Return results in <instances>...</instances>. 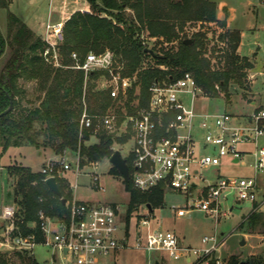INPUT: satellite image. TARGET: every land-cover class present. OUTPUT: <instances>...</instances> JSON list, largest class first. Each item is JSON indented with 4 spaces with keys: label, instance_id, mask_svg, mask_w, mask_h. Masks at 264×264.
<instances>
[{
    "label": "trees",
    "instance_id": "16d2710c",
    "mask_svg": "<svg viewBox=\"0 0 264 264\" xmlns=\"http://www.w3.org/2000/svg\"><path fill=\"white\" fill-rule=\"evenodd\" d=\"M90 12H75L63 27V41L58 45L60 67L45 62V43L17 15L9 11L13 0H0V10L7 12L6 37L0 34V59L6 61L0 70V116L13 102L12 111L0 117L1 156L10 149L30 146L50 149L61 155L80 151L83 165L110 159L114 144H125L131 135L101 132L98 142L87 146L91 131L81 130L86 111L91 116L114 112L119 118L146 108L149 89L156 83H170L191 73L205 98L223 97L230 102V87L246 88L247 72L254 68L249 58L239 53L241 32L227 29V18L219 20L217 4L212 0H85ZM226 15V14H225ZM216 30L210 32V27ZM207 27V29H206ZM206 29V30H205ZM191 40L190 44H185ZM154 42L150 47L149 43ZM111 51L116 57L112 71H95L85 75L75 69L89 53ZM152 51V53L149 52ZM78 56V62L72 54ZM131 79L126 96L113 100L110 88L100 90L98 82L112 80V73ZM35 82L29 94L24 83ZM236 89V88H235ZM131 170L130 160H126ZM116 175L119 172L113 167ZM15 182L14 197L18 206L16 225L23 234L36 224L37 239L42 240L39 212L48 218L68 219L72 192L63 178L56 177L62 200L45 183V176L20 165L6 168ZM121 176V175H120ZM124 182V181H123ZM129 194L127 224L143 205L153 212L164 207V187L149 192L124 182ZM264 227V216L252 214L240 228ZM20 257L0 254V264H17ZM256 263L254 260L252 264ZM210 264H215L211 261ZM225 264H240L231 258Z\"/></svg>",
    "mask_w": 264,
    "mask_h": 264
},
{
    "label": "built area",
    "instance_id": "2783aa9c",
    "mask_svg": "<svg viewBox=\"0 0 264 264\" xmlns=\"http://www.w3.org/2000/svg\"><path fill=\"white\" fill-rule=\"evenodd\" d=\"M63 27L64 22L50 19L40 33L45 43L42 57L54 67L61 66L57 48L63 41ZM72 59L78 62L75 53ZM115 63L114 53L107 50L101 54L89 53L74 68L87 75L95 71H112ZM111 81L113 100L125 97L132 85L131 79H122L114 72ZM149 92L148 106L135 115H126L120 130L117 129L119 117L114 112L91 116L86 111L81 117V130L91 131L96 136L101 132H114L120 137L130 133L131 148L124 160H130L129 176L134 188L149 192L163 186L164 193L184 196L187 205L174 212L178 219L198 211L219 223L243 205L249 206L250 215L264 216V189L257 180V175L264 172V146L259 145L264 137V105L255 106L252 113L242 117L243 121L226 112L221 115L198 112L193 104L190 107L185 104V96H190L193 101L204 97L188 72L174 82L154 84ZM67 153L75 155L77 175L87 164H98L82 166L84 161L79 150L65 151L58 159L46 164L40 173L46 179L62 178L72 169ZM224 159L232 166L250 159L249 167L254 176L240 179L203 177L202 171L220 167ZM91 186L104 192L96 175ZM17 211V205L3 207L0 217L4 222L0 227V254L20 257L17 264H117V256L128 250L145 252L150 257L156 253L160 257L166 255L184 264H210L212 260L215 264H225L219 256L225 239L214 234L202 237L197 247L184 246L175 232L163 229L160 224L155 226L156 219L146 205L134 213L136 229L141 233L132 246L129 244L127 210L115 204L72 200L69 218L61 220L39 212L41 241L37 239L36 224L28 225L32 233H22L16 225ZM37 248L48 252L49 256L43 262L35 259ZM160 257L154 263L150 259L147 264H161Z\"/></svg>",
    "mask_w": 264,
    "mask_h": 264
},
{
    "label": "rangeland",
    "instance_id": "374dc122",
    "mask_svg": "<svg viewBox=\"0 0 264 264\" xmlns=\"http://www.w3.org/2000/svg\"><path fill=\"white\" fill-rule=\"evenodd\" d=\"M219 5H225L229 10L228 23L232 29L241 31L242 39L239 49L241 56L249 58L254 65L252 70L247 72L248 80L246 88L230 87V102L227 103L223 97L209 99L199 97L195 101L190 96H185V104L190 107L195 106L196 111L208 114L221 115L229 113L238 116L243 121V116L249 115L255 106L264 105V0H213ZM83 6V2L77 4L75 0H36L33 5L30 0H14L9 11L25 19L37 30L42 31L44 25L50 20L49 12L58 14L60 21L64 19V13H70ZM222 18L224 15L220 11ZM6 17L7 12L0 10V34L6 37ZM207 29V27H206ZM205 29V30H206ZM216 30V26L210 27V32ZM150 47L154 42L149 43ZM6 57L0 59V70L2 69ZM29 94H33L36 89L35 82L24 83ZM112 81L102 79L98 82L97 88L106 90L111 88ZM236 88V89H235ZM255 105H254V104ZM121 128H119L120 130ZM123 130V129H122ZM120 131L122 133L123 131ZM123 134V133H122ZM98 142L96 135L91 134L87 146ZM260 146H264V137L259 141ZM131 148V142L125 144H114L113 150L120 152L123 159L126 158ZM50 159V160H49ZM58 159V156L57 158ZM52 153H40L30 146L18 149H10L1 156L0 147V207H7L15 203L13 179L8 178L6 167L20 165L30 168L33 172H41L44 165L49 161L56 160ZM67 160L72 165V169L64 176L69 178L73 186L79 184V188H74L75 197L78 201L90 200L93 203H107L120 206L123 210L128 209L129 194L125 190L123 179L112 170L113 165L110 159H105L97 165L83 167L79 175L75 172L76 158L72 153H67ZM250 159H246L238 166H232L227 159L222 160V165L218 168H210L202 171L203 177L207 179L221 178H246L254 176V171L249 167ZM98 176L104 192L97 191L91 186V180ZM260 186L264 189V172L257 175ZM187 205L184 196L172 192L164 195V207L153 211L156 219L155 226L159 224L163 229L175 232L181 243L188 247H197L204 236L217 235L223 242L219 256L225 261L235 258L239 262L256 261L254 264H264V227L258 226L255 229H248L246 226L240 228L241 223L250 216L249 206L243 205L227 219H222L216 223L213 219L206 217L201 212L193 211L186 217L178 219L174 216L177 208ZM142 210V206L138 211ZM137 218L133 215L129 222V244L135 245L139 232L136 229ZM4 222L0 220V227ZM244 242L241 245V242ZM48 252L43 248H37L35 259L43 262L48 258ZM159 254L151 257L147 253L135 250L122 252L117 256V264H147L149 260L154 263ZM161 264H184L183 261H173L168 256H161Z\"/></svg>",
    "mask_w": 264,
    "mask_h": 264
},
{
    "label": "crops",
    "instance_id": "0c3cea01",
    "mask_svg": "<svg viewBox=\"0 0 264 264\" xmlns=\"http://www.w3.org/2000/svg\"><path fill=\"white\" fill-rule=\"evenodd\" d=\"M81 1L83 2V6L81 5V8H79V9H77V10H73L72 12H70V13H64V19L62 20V22H65V21H67L75 12H77V11H81V12H87V13H89L90 12V7H89V5L87 4V2L85 1V0H75V3H81ZM213 1V0H212ZM215 2V1H214ZM14 3V0H13V2H12V4ZM30 3L31 4H35L36 3V0H30ZM11 4V5H12ZM216 4H217V2H216ZM222 10V13H223V15H224V18H222V14H221V11ZM226 14V15H225ZM225 16H226V18H227V29H231V30H237V29H232L231 27H230V25H229V23H228V17H229V10H228V8L225 6V5H219V4H217V17H218V19L219 20H223V19H225ZM49 17H50V19L51 20H53V21H57V20H59L60 21V16L58 15V14H55V13H51V12H49ZM24 22H25V24L29 27V29H31L33 32H35L38 36H40V33H41V31L40 30H37V29H34L31 25H30V23L29 22H26L25 21V19H23L22 17H20ZM239 31V30H238ZM241 32V31H240ZM241 39H242V34H241ZM38 152L40 153V155H42L43 153H52L54 156H55V159L57 158V156L58 155H56V154H54L50 149H41V150H38ZM50 160V159H49ZM52 161V160H51ZM51 161H49V162H51ZM48 162V163H49ZM45 166V165H44ZM43 166V167H44ZM7 168V167H6ZM7 172V171H6ZM35 173V172H34ZM38 173H40V172H38ZM8 178H9V176H8ZM65 181H66V183L68 184V186H69V189L71 190V192H72V200H75V201H77V202H81V201H78L77 199H76V197H75V194H74V186L72 187V185H71V183H70V180H69V178H67L66 176H63L62 177ZM11 179V178H10ZM78 185V187H77V189L79 188V184H77ZM82 202H92V201H90V200H85V201H82ZM13 205H15V204H13ZM10 206H12V205H10ZM2 207V206H1ZM0 207V208H1Z\"/></svg>",
    "mask_w": 264,
    "mask_h": 264
},
{
    "label": "water",
    "instance_id": "95a60500",
    "mask_svg": "<svg viewBox=\"0 0 264 264\" xmlns=\"http://www.w3.org/2000/svg\"><path fill=\"white\" fill-rule=\"evenodd\" d=\"M191 40H186L185 44H190ZM150 53H152V51L149 50ZM13 109V102L12 100H10V104L8 109L3 112L1 114L0 117L5 116L7 114H9ZM110 163L113 165V167L119 172V174L121 175L122 179L124 182H129L130 181V176H129V168L127 166L126 161L121 157L120 152H115L113 154V156L110 158ZM45 183L48 187V189L55 194L58 198H60L62 200L63 204H66V201L64 199H62V193L58 187L57 184V180L55 177H51L45 180ZM150 209V207H148ZM2 210H3V206L0 208V217L2 216ZM244 242H241V245H243ZM253 261H249V262H245L242 261L240 262V264H252Z\"/></svg>",
    "mask_w": 264,
    "mask_h": 264
}]
</instances>
